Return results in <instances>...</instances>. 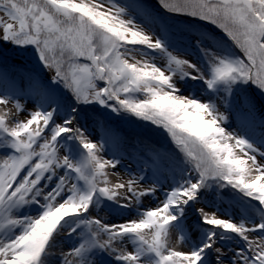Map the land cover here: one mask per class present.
Returning <instances> with one entry per match:
<instances>
[{
  "label": "snow or ice",
  "instance_id": "6c2138e0",
  "mask_svg": "<svg viewBox=\"0 0 264 264\" xmlns=\"http://www.w3.org/2000/svg\"><path fill=\"white\" fill-rule=\"evenodd\" d=\"M161 3L169 13L209 21L223 29L243 58L223 45H217L218 51L202 48L209 65L205 73L196 63L172 56L159 37L153 40L137 30L132 20L119 19L123 8L116 15H110V10H100L102 3L89 4L84 0H0V40L18 47H34L44 67L54 69L53 83H63L75 101V105H64L68 110L61 118L58 115L61 101L39 76L25 73L17 81L0 72V105L5 106L0 108V151L11 150L6 158H0V214L11 213L24 204L40 203V197L43 198L41 207L45 209L37 218H8V224L13 228L18 226L21 231L7 241L0 240V264H44L42 257L49 254L55 234L69 217L75 220L73 231L84 226L89 232L86 236L79 232L83 242L62 255V264H99L96 253L101 251L115 255L125 264H139L145 251L143 247H138L135 253L118 251L116 247L126 237L134 243L148 245V251L155 257L154 264H209L212 254H215V264H264V215L260 223L248 227L244 222L208 218L201 210L206 225L236 234L244 241L243 248L226 252L217 247L215 231H209L198 246L188 251L167 246L164 238L169 229L177 230L186 239L178 216L210 181L226 182L264 206V163L256 155L264 158V151L258 152L243 136L227 132L221 122L228 117L215 104L179 94L180 88L173 77L156 64L145 62L138 67L137 63H129L120 50L125 44L146 45L167 54L170 63L174 62L177 67L186 65L195 73L183 71L181 79L203 81L213 91L221 88L229 91L232 85L243 82L254 84L264 92V0H161ZM207 39L202 35L198 43ZM79 58L90 63H79ZM136 93H142L143 98L137 99ZM229 94L233 99L224 97L226 109L232 111L235 105L236 114L255 125L252 98L236 97L230 91ZM18 95L35 99L39 110L31 112L26 121L9 127L6 106L15 101L16 109L24 110L16 99ZM83 104L125 111L162 126L194 163L196 178L185 179L166 193L162 204L142 213L145 218L139 222L109 225L92 219L93 204L100 198L115 202L119 195L117 189H126L131 194L125 197L129 201L132 197L155 194L157 189L138 191L134 185L145 178L140 173L127 184L106 186V168H116L120 163L118 153L123 140L113 129H107L104 143L91 142L77 125L80 117L77 106ZM260 124L264 127V121ZM65 137L78 141L85 150L90 161L87 171L60 144ZM109 142L114 149L113 159H103L98 153ZM59 147L67 149L62 158L57 156ZM235 148L244 156L235 155ZM141 160V173L151 169L158 181L167 161L158 153ZM57 169H65V174L58 178L54 188L45 192ZM72 173L77 174L78 181H83V186L72 182ZM187 176L191 177V173ZM150 227L155 234L149 244L142 229ZM253 232L259 234L255 239L249 237Z\"/></svg>",
  "mask_w": 264,
  "mask_h": 264
},
{
  "label": "rangeland",
  "instance_id": "374dc122",
  "mask_svg": "<svg viewBox=\"0 0 264 264\" xmlns=\"http://www.w3.org/2000/svg\"><path fill=\"white\" fill-rule=\"evenodd\" d=\"M76 2H80V0H76ZM84 2L89 4L102 3L103 8L100 10H110V15H116L118 9L123 8L124 13L119 16V19L125 21L129 19L132 20L133 24L137 26V30H142L146 35L152 37L153 40L159 37L164 42L168 52H170L172 56H175L180 60H188L189 63H196L205 73L209 71V65L208 58L201 51L202 48H208L211 51H218L219 49L217 45H223L239 56L234 45L231 42L232 47L229 45L225 35L214 31H212V33L204 32L202 29L197 30L196 33H192V30L190 31L183 27H176V24L172 22V19L174 17L177 18L178 16L172 14L169 15L160 9L158 5L147 3L144 0H84ZM171 26L176 27L172 32V35L169 33ZM202 35L207 36L208 39L203 43H198V40ZM13 46L14 45L10 42L0 40V56L5 55V53H7V51ZM120 50L125 53L124 58H126L129 63H137L138 67L142 66L145 62L156 64V66L160 67L162 71H165L166 75L173 77L176 81V86L180 88L179 94L188 98H196L204 103L215 104L217 109L228 117L226 121L221 122V126L225 127L227 132L243 136L254 145L258 152L264 151V127L260 124V122L264 121V92L258 89L254 84L252 87H254L255 94H252L248 89L242 90L236 88L235 92L236 97L247 96L252 98L255 104L254 116L256 121L255 125H252L251 123L242 120V118L236 114L235 105L233 106L232 111L226 109L223 100L226 95H228L229 100H231L228 91H225L224 88H221L219 91L210 90L205 86L203 81H193L189 77L181 79V73L183 71L192 74L195 73H193L186 65L177 67L174 62L170 63L167 54L149 49L146 45L125 44ZM7 56L10 64H0V72L7 73L10 79L17 81L20 80L23 74L31 73L24 70V67L22 66L23 62L18 59V57L13 56L12 53H7ZM36 59H38V63H41L37 54ZM65 60L67 64L68 59L65 58ZM79 60H82V62L85 63H90V61H87L84 58H79ZM0 62L3 61L0 59ZM13 63L15 64L14 66ZM32 74L37 75L33 71ZM53 74L54 69L45 67V69H42L41 74L37 76L52 88L56 97L61 101L58 115L63 118L66 110H68L64 105H75V101L72 98L70 90L65 88L63 83H53ZM100 84L103 85V83ZM135 96L137 99L143 98L142 93H136ZM16 99H18L20 104L24 106V110L18 111L15 107V101L6 106L5 110L8 112L6 123L9 127H14L17 122L26 121L30 118L29 114L31 112L39 110L36 100L29 96L18 95ZM90 107L100 109L105 116H101L102 118L99 117L97 111L96 113L90 111ZM0 108H5V106L0 105ZM77 110L80 114L86 116V118L88 117L84 121L78 119L77 125L83 129L84 134L91 142L99 145L107 140L105 131L100 129V125L102 124L107 129H113L117 132L123 140V144L118 153L120 163L116 168L110 166L106 168L108 174V183L106 186L114 187L118 184H127L130 180L136 177L137 173H140L141 175H144L145 178L143 180H138L134 185L138 191H150L153 187L157 189L155 194L132 197L131 201L125 199L126 196H131L126 189H117L119 195L115 202L107 200L106 198H100L98 203L93 204L90 208L92 219H100L102 222L109 225H119L132 220L139 222L140 219L145 218L142 217V213H145L148 210H153L162 204L166 199V193H170L173 188L182 184L185 179L196 178L197 172L193 162H191L190 165L184 158H180L173 163L174 158L171 155L172 153L169 154V152L164 153L163 158L167 161V164L165 166V171L159 175L158 181L153 177L151 169H146L144 173H141V169L143 168L141 158H147L155 153V146L144 138L137 139L133 134H125L124 131L120 130L118 127L119 125L123 128L129 127V116L114 112L111 108L103 107L99 104L79 105L77 106ZM127 113L128 112H126V114ZM94 117L99 118L97 123L90 122V119ZM132 125L136 127L135 124ZM48 135H50V133H48ZM229 143L234 144L235 141H229ZM60 144H64L67 147L71 155L74 157L75 163L83 165L85 171L88 170L90 161L87 160L85 150L79 145L78 141L65 137L60 141ZM160 148L161 147L158 146V149ZM67 149L59 147L57 156L62 158L67 154ZM113 151L114 149L109 142L105 144L103 151L99 152L98 155L103 159H113ZM148 151H151V153H148ZM10 152V149L0 151V158H6ZM234 154L244 156V153L241 152L239 148L234 149ZM256 155L257 160L260 163H264V158L260 157L258 153ZM244 158L247 159L246 156ZM248 163L250 164L251 162L249 161ZM65 171V169H57L56 177L51 183H48V186L44 191L47 192L54 188L56 182H58V178L64 175ZM188 173H191V177L187 176ZM76 175V173L71 174L72 182L77 183L78 186H83V181H78ZM156 182H158V184ZM216 182L217 181L208 182L207 185L200 190L196 200L190 201L183 207L182 215H179L178 218L179 222L184 227V235L186 236V239H182L181 233L177 230L169 229L167 236L164 239H166L167 246L170 249L188 251L191 247L198 246L209 231H215L217 233L216 246L221 247L226 252L229 249L244 247V241L236 234L224 232L219 228L213 229V226L206 225L202 219L201 210L208 215V218L215 217L218 219H228L237 224L244 222L246 226L251 227L252 224L260 223L261 215H264V208L262 207V212L256 209H251L249 214L244 215L242 210L244 201L242 199H240L238 203L232 201L230 208L229 203L220 202L219 198L223 192V188ZM43 183L45 182L42 181V184ZM240 194L243 199L249 198L243 192ZM228 195L232 194L228 193ZM38 199L40 200V203L24 204L17 209H13L11 213L0 214V240L7 241L10 237L20 234L21 229L18 226L15 228L11 227L8 224V218H37L39 215L43 214V211L45 210L41 207L43 198L40 197ZM253 201L258 202L256 200ZM120 205L129 206L121 207ZM73 227H75L74 218H67L64 225L55 234L49 248V254L42 257L44 264H62V255L68 253L73 247H77L83 242L84 237L78 234L79 232H83L86 236L89 232V228L82 226L81 229L77 228L76 231H73ZM142 232L150 244L155 234L154 229L150 227L142 229ZM258 235L259 234L255 232L249 233V237L252 239L257 238ZM221 237L224 238L221 239ZM104 238L106 239V237ZM116 247L118 251L123 250L125 253H135L138 247H143L145 251L140 257L139 264H154L155 257L153 253L148 251V245H140L138 242L134 243L131 239L126 237L123 240V243H118ZM96 257L99 260V264H125V262L118 261L115 255L103 251L96 253ZM209 264H215V254L210 256Z\"/></svg>",
  "mask_w": 264,
  "mask_h": 264
},
{
  "label": "trees",
  "instance_id": "16d2710c",
  "mask_svg": "<svg viewBox=\"0 0 264 264\" xmlns=\"http://www.w3.org/2000/svg\"><path fill=\"white\" fill-rule=\"evenodd\" d=\"M144 1H146L147 3L158 5L160 9H162L165 13H168L169 15L172 14V15L178 16L177 18L174 17L172 19V22L176 24V27H183L184 29L186 28V29H189L190 31L192 30L191 31L192 33H196L197 30L202 29L204 32L212 33V31H214V32L221 33V34L225 35L226 40L229 43V45L231 46V43H232L234 45L237 53H239V56H241V58H243L240 50L235 46V44L231 41V39L229 37H227V34L224 33L223 29H220L216 25L211 24L209 21H203V20H199L198 18H193L190 16H183V15H177L174 13H169V12H167V10H165L163 8L161 0H144ZM176 27L171 26V30H169L170 35L173 34L172 32L175 30ZM189 32H187V33H189ZM13 45L14 46L11 49H9L8 51L6 50L7 53H12L13 56L18 57V59L22 60V62H23L22 66L24 67V70H26L27 72L32 73V71H33L37 75H40L42 72V69H45V67L43 66L42 62L41 63L37 62L38 59H36V51H35L34 47H31V46L18 47L15 44H13ZM7 53H5V55H3V56H0V59L3 61V62H0V64H2V65L10 64V61L7 58L8 57ZM67 57H68V55H67V53H65V55H64L65 68L67 67L65 58L68 59ZM79 63H85V62H82V60H79ZM14 65L15 64L13 63V66ZM99 83H104V82H99ZM252 86H253V84L237 82L236 84L231 86V89L229 91H230V93L236 95V93H235L236 88L242 89V90L248 89L251 91L252 94H255L254 93V87H252ZM229 91H228V93H229ZM229 97L231 100L233 99L232 95H230V94H229ZM90 111H92L94 113H96V111H97V115L99 117L105 116L103 114V112L96 107H90ZM118 113L123 114V115H127L130 117L131 123L130 122L128 123V125H129L128 128H123L120 125L118 126L120 128V130L124 131L125 134H127V133L133 134L134 137L137 139L144 138L147 141H150L155 146V153H158L162 157L164 156L165 152H169V154L172 153L171 155L174 158L173 163H175V161L179 160L180 158H184L191 165L190 158H188L186 153L181 149V146L176 144V142L171 138V135L162 126L152 124L150 121H145L139 117H136L135 115H133L131 113L126 114L125 111H119ZM87 118H86V116H83V114H80V117H79L80 120L84 121ZM98 119L99 118H96V117L91 118L90 122L97 123ZM86 122H87V120H86ZM132 124H135L136 127H134V125H132ZM136 128H138V129H136ZM100 129L102 131H105V133H106L107 128L103 124L100 125ZM159 141H161L163 143H161ZM158 146H160L161 148L158 149ZM148 153H151V151H148ZM216 183L223 188V192L221 193V196L219 198L221 203H229V206L231 208L232 201H234L235 203H238L239 200L242 199L244 201V204L242 205L243 206L242 210L244 212V215L249 214L251 209H256L259 211L263 210L262 207L264 208V206H261L259 204V202H254L250 198L243 199L241 197V194H240L241 192L238 189L233 188L230 185H226V183L223 181L217 180ZM228 193L232 194V195H228Z\"/></svg>",
  "mask_w": 264,
  "mask_h": 264
}]
</instances>
